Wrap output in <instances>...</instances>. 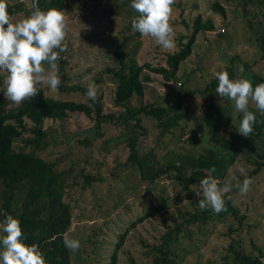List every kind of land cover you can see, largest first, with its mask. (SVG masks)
<instances>
[{
	"label": "rangeland",
	"instance_id": "rangeland-1",
	"mask_svg": "<svg viewBox=\"0 0 264 264\" xmlns=\"http://www.w3.org/2000/svg\"><path fill=\"white\" fill-rule=\"evenodd\" d=\"M215 1L223 7L224 16L212 9ZM16 3L17 0H6L8 5ZM24 4L27 9L31 8V0L24 1ZM241 4L239 0H175L169 17L175 47L164 50L155 43L154 38L141 36L132 31L131 21L137 15L129 12L120 0L70 3L63 10L66 23L63 44L66 51L59 54L58 70L59 62L67 59L68 65L65 70L69 82L86 89L90 84L95 85L97 95H102L103 114H116L117 110L121 109L113 104L114 81L110 74L105 72L107 69L117 68L114 61L115 45L124 37L130 36L127 52H130L138 65L148 63L152 67H166L167 54L177 51L179 38L187 37L191 33L193 19L200 15L203 21L211 20L215 30L198 34L192 45L191 55L180 64L175 79L168 83L161 75L144 70L143 73L148 74L152 80L144 84L142 98L135 97L132 101L133 106L143 102L169 107L175 105L178 98L182 97L178 96L177 92L185 95L182 105L189 106L191 113L181 122V129L185 132L178 133V129L175 137L183 136L187 139L193 136L196 139L195 144L186 143L187 149L184 150L181 143H175L176 138L168 135L156 146L157 131L151 128L153 123L148 121L147 136L140 139L139 145L142 152H150L155 147L153 152L158 158L165 157L167 152L199 154L203 147L208 145L206 141L208 131L198 121V116L207 102L208 97L205 96L204 90L214 78L213 73L225 70V67L229 66V59L234 58L235 79L247 78L253 85L264 81V60L259 58L260 52L255 46L253 30L249 26L250 20L254 26L257 25L261 20L262 10L258 7H248L249 9L245 10ZM246 13L248 14L245 15ZM27 15L22 10L14 12L10 15V21L17 22ZM183 21L186 25L189 24V27H186ZM245 64L250 65L249 70L245 68ZM241 67L242 72L239 71ZM97 79L100 81L97 82ZM179 83L181 87L178 86ZM40 87L47 96L58 95V89L51 91L46 84H40ZM212 93L211 91L210 94ZM66 96L70 99L74 97L68 94ZM62 97L65 98V95ZM0 99L6 100V108H16L19 105L9 101L2 90ZM78 100L83 101L79 96ZM216 103L225 116L231 117L233 112L231 102L217 97ZM248 108L255 110V104L250 101ZM230 119L225 134L238 127L236 115ZM26 122L31 126L28 121ZM93 127L94 124L83 114H72L61 121L46 119L43 122V130L48 135L50 143L41 153V157L54 161L58 170L66 173L65 181L68 187L63 200L71 208V225L66 235L80 241V247L75 253L69 250L71 262L90 264V257H94L93 247L85 246L86 236L92 231L91 226H94V230H100V235L94 240L101 241L102 248L98 249L100 252L98 254L104 258V254L118 241L117 236L144 215L149 201L157 203L160 189L163 188L164 194L172 200L170 212L137 224L128 232L123 246L118 251L117 264H150L152 258L146 253L156 238L165 231V225L173 224L169 216L179 221L180 213L185 214L199 206L197 203L199 198L195 191L198 188H192L194 199L190 201L186 198L184 187L165 178L154 183L139 182L136 172L124 169L128 151L119 147L106 154L103 150L104 140L97 139L92 131ZM105 130L111 134H114L113 130L115 131L111 126H105ZM29 137L30 135L24 134L23 139ZM84 139H88V146L80 143ZM22 146L23 141L19 140L14 144V149ZM250 169L252 168L244 161L239 160L230 167L227 178L235 175L240 181V176L245 177ZM120 171L122 174L117 180L110 179L112 173ZM87 175L99 176L105 181L83 187L84 177ZM233 202L239 210V216L244 215L243 227L238 233L242 239L240 245L245 251L251 249V244L264 251V170L251 181L246 194L235 193ZM226 221L227 224L236 225L233 219ZM227 224L215 222L202 233L194 231L190 253L184 255L180 252L181 259L178 264H205L213 259L217 260V264H223L221 257L226 254L224 249L230 241L227 236ZM182 242L186 243V240ZM91 264H95V261Z\"/></svg>",
	"mask_w": 264,
	"mask_h": 264
},
{
	"label": "trees",
	"instance_id": "trees-1",
	"mask_svg": "<svg viewBox=\"0 0 264 264\" xmlns=\"http://www.w3.org/2000/svg\"><path fill=\"white\" fill-rule=\"evenodd\" d=\"M24 1L26 0H17V3L13 5L7 4L9 16L20 10L29 14L32 8L27 9ZM82 1L87 0H38V6L42 10L54 7L63 11L70 3ZM120 1L129 12L136 13L129 7L128 0ZM239 2L245 10L249 9L248 7H258L262 10L261 20L257 25L254 26L250 20L249 26L253 30L255 46L260 52L259 58L264 60V0H239ZM212 9L225 15L223 7L217 1L213 3ZM183 23L189 27V24L186 25L184 21ZM214 30L211 20L203 21L201 16L197 15L193 19L191 33L187 37L179 38L178 50L167 54L166 67H152L148 63L138 65L130 52H127L130 36L124 37L115 45L114 61L117 68L105 70L114 81L113 104L121 109L117 110L116 114H103L102 95H97L95 101H90L84 95L87 90L85 87L69 82L65 70L68 65L67 59L59 62L58 74L61 83L58 86V95L47 96L44 89L38 85L39 92L34 97L23 100L16 108H6V100L0 99V200H2L0 219L3 215H12L17 218L25 243L36 244L46 264H72L69 249L62 243L71 225V208L63 200L68 187L65 181L66 173L58 170L54 161L41 157V153L50 143L47 139L48 135L43 130V122L46 119L61 121L72 114L85 115L94 124L92 131L97 139L104 140L103 150L106 154L119 147L128 151L124 169L136 172L139 182L154 183L165 178L184 187L186 198L190 201L194 199L192 188L199 187V180L208 175L210 168H215L212 175L221 183L227 178L230 167L239 160L252 168L245 176L251 181L264 170V115L258 114L256 108L250 110L256 114V121L248 137L240 135L236 129L225 134V129L230 125V118L235 116H225L217 105L216 98L219 96L214 93L217 84L215 78L210 80L204 90L208 98L198 116V121L208 131L207 147H203L199 154L167 152L163 158H158L153 152L155 147L150 152H142L140 149V139L146 137L149 130V128L146 129L148 121L153 123L150 127L157 131L156 146L168 135L176 138L177 142L172 141L181 143V148L184 150L187 149L186 143L195 144L196 139L193 136L187 139L183 136L175 137L176 130L179 129L178 133L181 132V134L185 132L181 129V122L191 113L189 106L188 108L182 105L185 95L177 92V95L182 97L178 98L175 105L169 107L143 102L133 106L132 101L135 97L142 98L144 84L152 80L148 74L143 73L144 70L159 74L165 82H171L175 79L180 64L191 55L192 45L198 34ZM137 34L140 35L138 32ZM233 61L234 58H230L229 66L225 67L230 79L236 77ZM249 67L250 65L245 64L247 70ZM99 81L97 79V82ZM67 94L74 95L73 99L68 98ZM62 95H65V98ZM78 96L83 101L78 100ZM240 115L236 114L238 122ZM105 126L113 127L114 134L105 130ZM24 134L30 137L23 139ZM19 140L23 141V146L15 150L14 144ZM80 143L89 145L88 139ZM121 174L122 171L112 173L110 179L117 180ZM243 178L240 176L239 179L243 180ZM84 179L83 187L90 186L94 182L105 181L102 177L91 175L85 176ZM160 190L157 203L149 201L144 215L117 236L118 241L104 254V258L98 254L100 253L98 249L102 248L101 241L94 240L100 235V230H94V226H91L92 231L91 234H87L85 244V246H92L94 250H92L94 257H90L89 260L90 264L92 261H95V264H117L118 251L131 229L156 215L170 212L172 200L164 194L163 188ZM237 192H239L238 189L233 187L231 192L225 194V210L218 214L213 213L210 208L201 209L198 206L185 214L180 213L179 221L170 215L169 218L173 224L165 225V231L156 238L146 253L152 258L150 264H178L181 259L180 252L184 255L190 253L194 231L202 233L215 222L226 225L227 219H233L236 225L227 224V236L230 241L224 249L226 254L221 257L223 264H264L262 248L251 244V249L245 251L240 245L242 239L238 233L243 227L244 215L239 216V210L233 202ZM183 240H186V243H183ZM85 249L84 247L83 251ZM216 261V259L208 260L205 264H217Z\"/></svg>",
	"mask_w": 264,
	"mask_h": 264
},
{
	"label": "clouds",
	"instance_id": "clouds-1",
	"mask_svg": "<svg viewBox=\"0 0 264 264\" xmlns=\"http://www.w3.org/2000/svg\"><path fill=\"white\" fill-rule=\"evenodd\" d=\"M174 2L128 0L129 7L138 14L131 21L132 31L154 38L164 50L174 48V32L169 24ZM31 8L23 19L11 22L6 0H0V90L15 104L34 97L40 84L56 91L61 83L57 62L59 54L66 51L63 44L66 35L64 11L54 7L42 10L38 0H31ZM213 76L217 81L216 95L231 102L233 116L241 114L236 131L248 137L256 121V114L248 108L249 102L255 104L258 114L264 115V81L253 85L247 78L230 79L226 70L216 71ZM84 95L95 101L96 86L90 84ZM214 172L215 168H210L208 175L199 180L195 191L199 207L210 208L218 214L225 210V194L233 187L241 195L246 194L251 180L244 177L238 181L231 175L221 183L212 175ZM62 243L73 253L80 247L78 239L67 235ZM0 264H46L39 247L25 243L20 222L12 215H3L0 219Z\"/></svg>",
	"mask_w": 264,
	"mask_h": 264
},
{
	"label": "built area",
	"instance_id": "built-area-1",
	"mask_svg": "<svg viewBox=\"0 0 264 264\" xmlns=\"http://www.w3.org/2000/svg\"><path fill=\"white\" fill-rule=\"evenodd\" d=\"M221 31H223V30H221ZM178 85H180V84H178Z\"/></svg>",
	"mask_w": 264,
	"mask_h": 264
}]
</instances>
